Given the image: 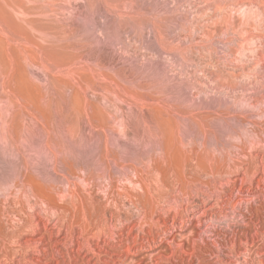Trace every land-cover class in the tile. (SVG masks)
<instances>
[{"label":"rangeland","instance_id":"obj_1","mask_svg":"<svg viewBox=\"0 0 264 264\" xmlns=\"http://www.w3.org/2000/svg\"><path fill=\"white\" fill-rule=\"evenodd\" d=\"M0 264H264V0H0Z\"/></svg>","mask_w":264,"mask_h":264}]
</instances>
